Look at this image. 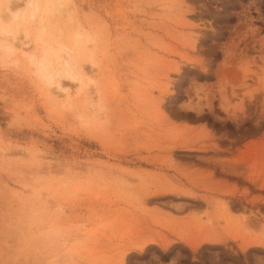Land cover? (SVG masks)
<instances>
[{
  "label": "rangeland",
  "instance_id": "374dc122",
  "mask_svg": "<svg viewBox=\"0 0 264 264\" xmlns=\"http://www.w3.org/2000/svg\"><path fill=\"white\" fill-rule=\"evenodd\" d=\"M27 1L0 0V264H264V0H38L22 28Z\"/></svg>",
  "mask_w": 264,
  "mask_h": 264
},
{
  "label": "bare ground",
  "instance_id": "6f19581e",
  "mask_svg": "<svg viewBox=\"0 0 264 264\" xmlns=\"http://www.w3.org/2000/svg\"><path fill=\"white\" fill-rule=\"evenodd\" d=\"M27 4L29 5V7H31L30 8L31 10H22L21 11L19 8L17 9L18 3L16 5L17 7L15 6V9H17V10L12 11L13 12V13L11 12L12 14L10 13L9 8H6L7 9V13H9L7 15V17L9 19H11L16 25H20L22 28L25 27V24H24L25 22H27V24L29 25L30 23H32L35 20L36 15H37V13L39 12V9H40L38 0H35V1L34 0H28ZM1 31L2 30L0 29V32ZM26 35H27V33H26ZM9 46L10 45H8V48H9ZM10 48H11V46H10ZM68 58L69 57H62V58L60 57V60L58 61V64H60V66H62L64 68V71L66 73L71 71V69L69 67L70 66V60ZM43 68L39 70V74H41V77L43 78V80L48 85H50V86L53 85L54 87H57L58 90L65 91V88L61 86V84L59 82V79H58L60 77V76H58L60 72L57 73V77L58 78L56 79L55 78L56 74H53L52 70H50V72H49V71L43 70ZM73 69H74V66H73ZM80 69L76 68V69H74V70H76L75 72L71 71L70 78L75 80V78L81 73Z\"/></svg>",
  "mask_w": 264,
  "mask_h": 264
},
{
  "label": "trees",
  "instance_id": "16d2710c",
  "mask_svg": "<svg viewBox=\"0 0 264 264\" xmlns=\"http://www.w3.org/2000/svg\"><path fill=\"white\" fill-rule=\"evenodd\" d=\"M161 261L163 262H167L168 261V257L167 256H162L161 257ZM185 263V262H184Z\"/></svg>",
  "mask_w": 264,
  "mask_h": 264
}]
</instances>
